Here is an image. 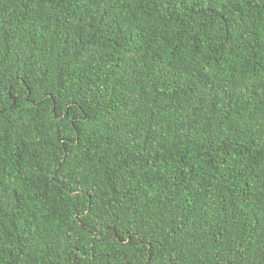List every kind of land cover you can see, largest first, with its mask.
Returning <instances> with one entry per match:
<instances>
[{"label": "trees", "instance_id": "16d2710c", "mask_svg": "<svg viewBox=\"0 0 264 264\" xmlns=\"http://www.w3.org/2000/svg\"><path fill=\"white\" fill-rule=\"evenodd\" d=\"M0 264H264V0H0Z\"/></svg>", "mask_w": 264, "mask_h": 264}]
</instances>
